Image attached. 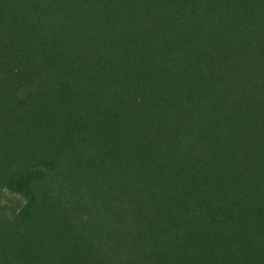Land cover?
<instances>
[{
	"label": "trees",
	"instance_id": "1",
	"mask_svg": "<svg viewBox=\"0 0 264 264\" xmlns=\"http://www.w3.org/2000/svg\"><path fill=\"white\" fill-rule=\"evenodd\" d=\"M0 264H264V0H0Z\"/></svg>",
	"mask_w": 264,
	"mask_h": 264
},
{
	"label": "rangeland",
	"instance_id": "2",
	"mask_svg": "<svg viewBox=\"0 0 264 264\" xmlns=\"http://www.w3.org/2000/svg\"><path fill=\"white\" fill-rule=\"evenodd\" d=\"M5 201L10 203L12 206H22L24 204L23 198L17 195H11L10 192H6Z\"/></svg>",
	"mask_w": 264,
	"mask_h": 264
}]
</instances>
